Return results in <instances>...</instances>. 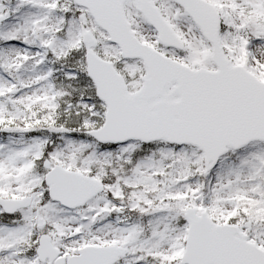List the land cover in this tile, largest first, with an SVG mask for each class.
Returning <instances> with one entry per match:
<instances>
[{"label": "snow or ice", "instance_id": "snow-or-ice-1", "mask_svg": "<svg viewBox=\"0 0 264 264\" xmlns=\"http://www.w3.org/2000/svg\"><path fill=\"white\" fill-rule=\"evenodd\" d=\"M0 264H264V0H0Z\"/></svg>", "mask_w": 264, "mask_h": 264}]
</instances>
